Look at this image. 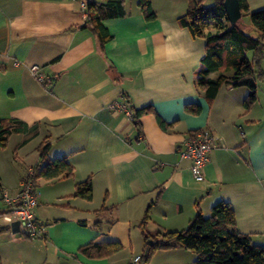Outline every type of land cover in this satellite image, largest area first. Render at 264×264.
<instances>
[{"label":"crops","instance_id":"1","mask_svg":"<svg viewBox=\"0 0 264 264\" xmlns=\"http://www.w3.org/2000/svg\"><path fill=\"white\" fill-rule=\"evenodd\" d=\"M82 1L0 0V119L22 127L0 147V186L16 194L43 143L46 159L67 156L74 167L70 177L36 179L43 236L13 235L3 226L0 264H128L142 251L147 208L149 231L180 230L218 200L231 204L240 232L264 244V79L256 80L249 109L244 85L223 84L212 100L205 97L195 83L205 39L178 20L188 0H149L152 19L140 0H124L125 15L103 21L111 34L104 45L88 27L71 30L86 19ZM247 2L249 10L264 7V0ZM220 73L233 70L208 76ZM115 101H126L129 111L112 108ZM187 103L198 104L199 113L187 112ZM148 105L153 111L137 128L133 110ZM202 128L215 141L197 181L180 152ZM88 177L93 198L70 196ZM108 241L122 249L100 257L79 251ZM195 257L182 247L158 249L148 264H193Z\"/></svg>","mask_w":264,"mask_h":264},{"label":"trees","instance_id":"2","mask_svg":"<svg viewBox=\"0 0 264 264\" xmlns=\"http://www.w3.org/2000/svg\"><path fill=\"white\" fill-rule=\"evenodd\" d=\"M223 1L214 0L212 4L204 5L202 0H188L187 9L178 20L193 36L205 39L202 65L195 80L197 88L207 99L212 100L223 84L244 85L248 88V94L243 104L245 109H249L257 97L256 80L264 79L261 65L264 60V7L250 11L247 0H239L242 16L248 14L250 17L251 30H247L241 19L236 23L229 22ZM85 4V21L71 30L88 27L97 35L100 44L104 45L111 38V34L103 21L125 15L124 0H85ZM139 5L146 19L155 17L149 0H140ZM249 52H252L251 58L248 57ZM224 68L232 69L233 74L227 76L220 73L215 78L208 76L211 71ZM185 109L196 114L201 107L187 103ZM150 111H153L150 105L133 110V120L137 128L138 118ZM157 118L161 127L167 128L168 123L160 116ZM21 130L22 127L15 120L0 119V147H5L9 137ZM39 152L40 162L30 176L33 181L38 178L51 180L73 175L74 167L67 156L46 159V143L40 145ZM70 196L91 200V178L77 182ZM148 219L147 208L141 221L144 245L138 264H148L158 249L175 247L193 251L196 254L193 264H264V244L253 243L250 235L237 229L233 208L225 200L216 201L207 216L198 212L187 227L180 230L151 232L145 227ZM3 230L4 227L0 228V231ZM121 249L122 245L118 241H108L89 242L80 246L79 251L100 257Z\"/></svg>","mask_w":264,"mask_h":264},{"label":"built area","instance_id":"3","mask_svg":"<svg viewBox=\"0 0 264 264\" xmlns=\"http://www.w3.org/2000/svg\"><path fill=\"white\" fill-rule=\"evenodd\" d=\"M83 8L86 7L82 1ZM33 74L44 81L43 74L39 71V66L31 67ZM115 110L129 111L126 101H115L112 105ZM215 136L208 128H202L192 132L183 142V148L180 152L181 157L190 159V171L197 181L204 179V168L208 162V154L213 149ZM32 170L23 178L19 190L14 195L0 186V198L5 204V209L0 211V226H4L11 231V224L14 221L19 222V230L13 235H21L28 238L43 236V225L35 216V207L38 202V194L35 188V181L30 176ZM140 255L135 256L128 264H138ZM112 264V263H110Z\"/></svg>","mask_w":264,"mask_h":264},{"label":"water","instance_id":"4","mask_svg":"<svg viewBox=\"0 0 264 264\" xmlns=\"http://www.w3.org/2000/svg\"><path fill=\"white\" fill-rule=\"evenodd\" d=\"M223 5L229 22L236 23L241 19L242 11L239 5V0H224ZM18 226L19 222L14 221L10 226L11 231L17 233L19 230Z\"/></svg>","mask_w":264,"mask_h":264},{"label":"rangeland","instance_id":"5","mask_svg":"<svg viewBox=\"0 0 264 264\" xmlns=\"http://www.w3.org/2000/svg\"><path fill=\"white\" fill-rule=\"evenodd\" d=\"M213 1L214 0H202V3L204 4V5H210V4H212L213 3ZM256 9H258V8H256ZM253 10V9H252ZM252 10H250V11H252ZM255 10V9H254ZM241 21H242V23L244 24V26H245V28L247 29V30H250V17H249V15L248 14H244L242 17H241ZM248 57L249 58H251L252 57V52H249L248 53ZM264 61V60H263ZM263 63V62H262ZM258 91H259V89H258ZM40 185H41V183L38 185V186H36V191L38 192V191H41V188H39L40 187Z\"/></svg>","mask_w":264,"mask_h":264}]
</instances>
